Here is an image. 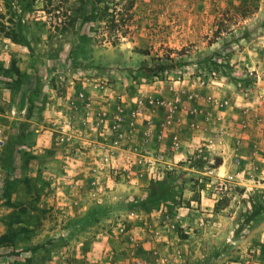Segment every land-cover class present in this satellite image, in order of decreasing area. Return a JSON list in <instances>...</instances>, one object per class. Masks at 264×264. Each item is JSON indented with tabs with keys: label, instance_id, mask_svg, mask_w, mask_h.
<instances>
[{
	"label": "rangeland",
	"instance_id": "1",
	"mask_svg": "<svg viewBox=\"0 0 264 264\" xmlns=\"http://www.w3.org/2000/svg\"><path fill=\"white\" fill-rule=\"evenodd\" d=\"M1 39L0 70L32 61L54 94L86 101L56 139L73 158L46 174L35 161L19 177L31 209L67 189V214L8 198L0 243L44 255L51 234L98 233L115 264H264V0H0ZM239 96L256 105L254 145L242 151ZM0 128V156L18 140L45 154L38 132ZM218 160L219 176L209 173ZM0 165L9 197L17 164Z\"/></svg>",
	"mask_w": 264,
	"mask_h": 264
},
{
	"label": "crops",
	"instance_id": "2",
	"mask_svg": "<svg viewBox=\"0 0 264 264\" xmlns=\"http://www.w3.org/2000/svg\"><path fill=\"white\" fill-rule=\"evenodd\" d=\"M4 41V39H1L0 46L5 44ZM8 44L9 43L7 42L6 45ZM16 66L18 67L16 72L11 70L7 71L4 67L0 70V123L4 128L9 127L11 124L15 126L17 130L21 127L22 130H25L26 132H38L37 137L47 139L45 141H47V143L49 141V144H44L41 150L45 149L44 151L46 152H44L45 154H41L38 160L35 159L37 156L35 157L32 154L37 147L33 141H12L10 144H7L6 147H8V149L6 148L1 154L0 161H13L17 166L13 176H11L13 179H16V182L9 197L3 192L4 170L0 171V236L4 234L5 220H7L4 212L9 209V203L7 202L8 198L9 201L12 202V209L16 208V204L26 207L31 203L30 201L32 198L30 192L25 188L23 183L19 181V177H21L24 172L23 170L29 169L36 161V163L44 164V166H39L41 167V171L46 174L50 169V166L45 167L47 164L62 163V161H67V159L73 158L68 154L57 153L59 149L68 147L69 144L67 142H58L56 139L57 136H62L64 139V134L61 135V132H58H67V129H65L67 126H64V124H67V122L71 120L70 123L74 125L80 120V113L84 111L82 108V101H86V98H70L69 95L64 94L63 96H58L54 94L53 87H50L48 82H44L45 78L41 76L40 66L36 63L19 60ZM30 84H33V87H36L35 90L29 88ZM66 97L68 98L67 102H65ZM240 98L245 101L242 108L243 111L245 110L244 112L246 113L245 115H247V118L241 119V121L238 119L231 123L239 127L240 125L238 122H241L244 126V128L242 127V135L246 138L239 141L238 145V150L240 148V151H242L243 148L248 149L250 146L252 147L254 145L253 139H255V128L253 117L255 118V112L253 109L256 105L250 98H242V96H239V99ZM69 99L72 100L74 105L78 106L77 109L76 107H71L68 103ZM11 111L14 112V114H12ZM261 114L263 113H260V115ZM228 115L229 114L226 111L223 117L224 121L231 119L228 118ZM88 123L89 122H87V124ZM86 141V139L81 140L84 144ZM37 145H39V143ZM79 155L80 154L77 152L73 156L79 158L81 157ZM223 164H216L211 167L209 173L212 172L217 176L221 175V167ZM225 169L226 172L229 173L228 171L231 170L229 163L225 165ZM68 193V190L65 188L56 190L52 193L47 192L45 199L36 203L39 208L36 207L35 209H31V207L27 206V210L32 211L33 213L45 210L46 212H53L54 214L57 213V211L67 214V212L61 208L64 203L71 201ZM33 202L34 200L32 203ZM70 206L73 208L72 204H70ZM65 210H68V207ZM75 211L79 212L80 210L77 208ZM41 218L43 219V217ZM75 219H78L76 220L78 223L82 218L76 216ZM35 220L36 218L33 219L32 225L26 223L25 220H20L19 222L21 223L18 224L34 227ZM58 220L60 223L62 218L59 217ZM51 231H53V229ZM85 237L86 236L83 234L67 235L64 237L51 234L49 238L47 236L46 238L39 240L41 243L45 242L43 245L44 247L38 248V250L47 251L44 255L39 254L37 248L34 246H29L28 239V246H21L19 249L12 248L10 250L8 245L0 243V264H115V260L112 259V253L109 251L106 253L108 249L104 247L103 240H99L98 233L95 237ZM54 239H60L62 243L64 242L66 244L69 242L77 244L86 243L87 247L84 246L78 248L77 246V248H75L70 245H62V243L60 247H56L51 244L52 241H55ZM18 242L26 245L21 239ZM126 264H128V262Z\"/></svg>",
	"mask_w": 264,
	"mask_h": 264
},
{
	"label": "trees",
	"instance_id": "3",
	"mask_svg": "<svg viewBox=\"0 0 264 264\" xmlns=\"http://www.w3.org/2000/svg\"><path fill=\"white\" fill-rule=\"evenodd\" d=\"M113 20H114V17H113ZM120 32L118 33H115L114 35V38H119L120 37ZM146 54H149V52L147 51ZM159 58V57H158ZM163 60L165 61H168L169 65H173L174 63H176V61L174 60L173 56H171V53L170 52H167L165 54H163ZM167 66L165 64L161 65L160 68L158 70H156V73H158V71H164V69L166 68ZM155 75V74H154ZM221 162L218 160L217 161V165H219Z\"/></svg>",
	"mask_w": 264,
	"mask_h": 264
},
{
	"label": "built area",
	"instance_id": "4",
	"mask_svg": "<svg viewBox=\"0 0 264 264\" xmlns=\"http://www.w3.org/2000/svg\"><path fill=\"white\" fill-rule=\"evenodd\" d=\"M154 103L156 104H159L160 101L159 100H156V101H153ZM3 144V137H2V130L0 128V146Z\"/></svg>",
	"mask_w": 264,
	"mask_h": 264
}]
</instances>
